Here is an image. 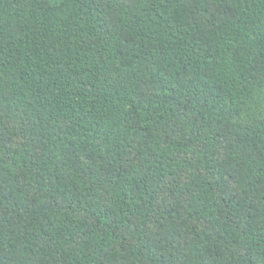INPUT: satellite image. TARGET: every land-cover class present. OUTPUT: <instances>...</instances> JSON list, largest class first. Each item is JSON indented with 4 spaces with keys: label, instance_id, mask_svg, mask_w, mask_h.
<instances>
[{
    "label": "trees",
    "instance_id": "trees-1",
    "mask_svg": "<svg viewBox=\"0 0 264 264\" xmlns=\"http://www.w3.org/2000/svg\"><path fill=\"white\" fill-rule=\"evenodd\" d=\"M0 264H264V0H0Z\"/></svg>",
    "mask_w": 264,
    "mask_h": 264
}]
</instances>
